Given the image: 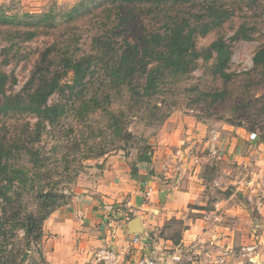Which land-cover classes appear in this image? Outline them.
<instances>
[{
	"label": "rangeland",
	"instance_id": "374dc122",
	"mask_svg": "<svg viewBox=\"0 0 264 264\" xmlns=\"http://www.w3.org/2000/svg\"><path fill=\"white\" fill-rule=\"evenodd\" d=\"M208 1L226 9L229 17L198 35L195 46L199 51L224 37L232 50L227 69L231 78L224 81L213 72V58H199L186 74L165 73L152 95L144 92L145 73L139 57L130 74L113 75L114 62L127 42L136 44L143 55L147 50L144 36L163 32L165 20L179 23L187 19L199 26L208 20L203 4L171 5L162 14L146 0L0 1V72L8 76L6 94L25 96L23 90L31 88L28 83L41 52L52 43L61 49L67 44L73 59L85 56L91 62L83 89L63 96L55 93L48 99L64 111L54 126L42 129L34 143L40 164L33 166L27 155L15 156L19 165L36 176L33 185L21 188L28 211L36 208L37 189L62 194L66 204L77 197L94 196L113 165H107L109 158L120 156L131 165L139 157H151L168 142H176L181 136L177 132L180 119L189 115L216 129L207 149L200 143L203 159L197 174L202 177L196 181L203 207L213 210L208 213L218 226L214 230L221 235L230 233L227 236L234 237L236 251L253 246L244 252H260V262L246 256L243 264H264V63L253 62L255 53L264 49V0ZM31 13L50 14L54 26L22 41L16 34L22 25L17 22H28L26 14ZM4 18L9 22H3ZM241 29L249 39L239 37ZM55 53L51 52L53 69H59L60 55ZM153 65L155 61L148 67ZM61 82L72 83V73L67 71ZM26 121L32 127L36 119L30 113L0 117V137L10 140ZM223 201L225 205L217 207ZM226 205L235 208L227 210ZM112 206L121 208L120 203ZM22 234L18 232V239ZM41 251L31 246L22 264H48Z\"/></svg>",
	"mask_w": 264,
	"mask_h": 264
},
{
	"label": "crops",
	"instance_id": "0c3cea01",
	"mask_svg": "<svg viewBox=\"0 0 264 264\" xmlns=\"http://www.w3.org/2000/svg\"><path fill=\"white\" fill-rule=\"evenodd\" d=\"M181 118L177 127L181 136L176 142H168L151 157H140L131 165L120 156L109 158L107 165H113L94 196L77 197L44 220L41 243L48 264H101L95 251L106 246L115 248L126 264L142 257H152L157 264H243L246 256L260 262V252L236 251L234 237L227 236L230 233L221 235L214 230L218 226L210 220L213 210L203 207L202 192L196 188L202 177L197 174L203 159L200 143L207 149L216 129L193 116ZM115 203L121 208L112 206ZM136 216L142 234L127 229ZM173 219L186 226L177 243L171 237Z\"/></svg>",
	"mask_w": 264,
	"mask_h": 264
},
{
	"label": "trees",
	"instance_id": "16d2710c",
	"mask_svg": "<svg viewBox=\"0 0 264 264\" xmlns=\"http://www.w3.org/2000/svg\"><path fill=\"white\" fill-rule=\"evenodd\" d=\"M146 1L151 8L162 11V14L171 5L201 3L208 20L201 22L199 26H192L187 19H182L179 23L165 20L166 26L163 32H149L144 36L147 50L143 55H140L136 44L125 43V49L119 54V60L114 62L113 75L132 73L134 70L132 63L137 64L139 57L140 68L145 73L144 92L152 95L156 93L159 79L165 73L183 75L195 68L197 59L213 58V72L224 81L231 78L227 69L232 50L224 37L216 38L199 51L195 46V39L198 35H205L228 19L229 13L226 9L215 6V2L210 3L208 0ZM26 15L29 17L28 22H17L22 25V28L16 31L22 41L33 38L39 32L50 31L54 26L53 18L48 17L50 14ZM3 22H9L8 18H4ZM243 30L238 32L239 37L249 39L250 36L244 34ZM104 43L105 47H109V42ZM52 51L60 55L58 57L59 69H53L55 60L51 58ZM71 56L67 44L63 49L59 48L57 43H52L45 48L32 71V79L28 83L31 88L29 91L23 90L25 96L6 94L8 76L0 72V117L30 113L36 119L32 127L26 121V126H22L21 130L13 134L10 140L0 137V264H22L26 260L25 252L31 246L42 254L40 243L43 235V222L56 208L66 204L65 196L62 194L37 189L36 208L28 211V207L23 202L21 188L33 185L36 176L30 173L24 165H19L15 156L27 155L33 166L40 164V153L34 143L39 141L42 129L46 125L54 126L64 111L60 104H49L48 99L55 93L63 96L72 94L74 90L83 89V81L91 68L90 57L88 59L80 56L73 59ZM152 61H155V65L148 67ZM253 62L255 65L264 63V49H259L255 53ZM67 71L72 73L70 84L61 82ZM221 95L224 96L223 93L217 94V96ZM229 123L235 125L233 121ZM171 223L176 227L173 228L171 237L177 243L176 240L180 239L181 230L186 226L180 220L173 219ZM19 231L23 232L20 239H18Z\"/></svg>",
	"mask_w": 264,
	"mask_h": 264
},
{
	"label": "built area",
	"instance_id": "2783aa9c",
	"mask_svg": "<svg viewBox=\"0 0 264 264\" xmlns=\"http://www.w3.org/2000/svg\"><path fill=\"white\" fill-rule=\"evenodd\" d=\"M253 249H254L253 246L242 247L243 252L245 250L252 251ZM95 258L101 264H126L120 257V254L118 253V251L112 246L98 248L95 251ZM249 259L251 260V258ZM133 264H157V262L152 257H142L136 260Z\"/></svg>",
	"mask_w": 264,
	"mask_h": 264
},
{
	"label": "water",
	"instance_id": "95a60500",
	"mask_svg": "<svg viewBox=\"0 0 264 264\" xmlns=\"http://www.w3.org/2000/svg\"><path fill=\"white\" fill-rule=\"evenodd\" d=\"M127 229L132 234H142L144 231L138 216L134 217L128 222Z\"/></svg>",
	"mask_w": 264,
	"mask_h": 264
}]
</instances>
